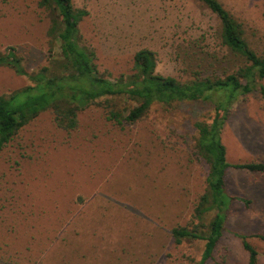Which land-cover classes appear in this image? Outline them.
Masks as SVG:
<instances>
[{
	"label": "rangeland",
	"instance_id": "374dc122",
	"mask_svg": "<svg viewBox=\"0 0 264 264\" xmlns=\"http://www.w3.org/2000/svg\"><path fill=\"white\" fill-rule=\"evenodd\" d=\"M89 15L82 43L100 72L130 74L142 49L157 71L187 82L232 67L221 24L200 0H72ZM264 52V0H219ZM41 0H0V51L15 47L29 72L60 52ZM31 83L0 67V95ZM264 85V80L261 81ZM213 116L207 102L156 104L133 124L107 119L96 104L74 131L50 112L24 127L0 153V264H199L205 243H177L172 230L193 221L209 166L195 155V123ZM228 161L264 162V102L240 98L222 133ZM233 201L226 231L208 264H247L234 233L264 235V174L230 169ZM264 264V242L251 239Z\"/></svg>",
	"mask_w": 264,
	"mask_h": 264
},
{
	"label": "trees",
	"instance_id": "16d2710c",
	"mask_svg": "<svg viewBox=\"0 0 264 264\" xmlns=\"http://www.w3.org/2000/svg\"><path fill=\"white\" fill-rule=\"evenodd\" d=\"M200 1L220 21L221 41L229 51L232 67L221 75L183 82L158 73L156 54L149 49L135 54L130 74L112 77L100 72L95 51L82 43L80 33V23L89 12L76 8L72 0H41L40 6L51 15L50 33L60 52L53 55L49 65L29 72L15 47L0 51V67L11 69L31 83L0 95V153L24 127L46 112L52 113L58 128L74 131L79 127V114L96 104L105 106L109 121L123 126L136 123L156 104L209 103L213 116L195 123L194 136V153L209 166L206 191L194 207L191 224L172 230L179 244L186 240L204 241L199 264H208L226 231L233 201H241L247 207L250 203L228 193V171L264 174V162L230 163L222 140L230 110L240 98L259 93L264 102V52L251 46L242 23L219 0ZM234 236L247 253V264H261L260 252L250 240L264 242V235Z\"/></svg>",
	"mask_w": 264,
	"mask_h": 264
}]
</instances>
